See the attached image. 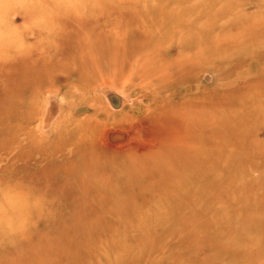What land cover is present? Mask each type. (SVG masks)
<instances>
[{
  "label": "rangeland",
  "instance_id": "rangeland-1",
  "mask_svg": "<svg viewBox=\"0 0 264 264\" xmlns=\"http://www.w3.org/2000/svg\"><path fill=\"white\" fill-rule=\"evenodd\" d=\"M263 24L264 0H0V264H264Z\"/></svg>",
  "mask_w": 264,
  "mask_h": 264
},
{
  "label": "bare ground",
  "instance_id": "bare-ground-1",
  "mask_svg": "<svg viewBox=\"0 0 264 264\" xmlns=\"http://www.w3.org/2000/svg\"><path fill=\"white\" fill-rule=\"evenodd\" d=\"M185 3V2H184ZM260 24V23H259ZM264 25V24H263ZM258 27H260V26H258ZM204 29V28H203ZM191 30V29H190ZM254 30V29H253ZM261 30V29H260ZM198 32H199V30H198ZM261 32V31H260ZM195 34H198V33H196V32H194ZM207 33V32H206ZM246 33V32H245ZM201 34V33H200ZM256 34V33H255ZM216 44V43H215ZM217 46V45H216ZM105 54V53H104ZM121 54V52L118 50V47L115 45L114 46V48L112 49V51H111V53L109 52L107 55L110 57V62H111V66H112V69L111 70H113V68L115 67V66H117L118 65V63H117V56H119ZM106 55V54H105ZM121 56V55H120ZM83 63H82V65L80 66L81 68H84V67H86L84 64H85V62L84 61H82ZM195 62V61H194ZM154 63V62H153ZM178 63V62H177ZM182 64V63H181ZM184 64V63H183ZM154 65V64H153ZM147 66V65H146ZM165 67L166 66H163V69H165ZM178 67H180V66H178ZM146 69H148L147 67L144 69V76H146V74H148V72H147V70ZM178 69V68H177ZM181 71H182V69H181ZM163 72V71H162ZM165 75V74H164ZM143 76V77H144ZM258 110V109H257ZM262 112V111H261ZM263 113V112H262ZM260 116H264V114H260ZM251 127V126H250ZM244 129V128H243ZM254 130V129H253ZM251 137V136H250ZM230 138V137H229ZM228 138V139H229ZM204 139V138H203ZM231 139V138H230ZM239 141V140H238ZM230 142H232L231 140H230ZM226 143H227V141H226ZM234 143V142H233ZM242 143V142H241ZM202 145V144H201ZM242 146V145H241ZM224 152H225V150H224ZM227 152V151H226ZM218 158V157H217ZM208 160V159H207ZM202 160H197L196 162H193L192 163V165H194L195 167H198L197 165H198V162H201ZM209 162V161H208ZM204 163H205V161H204ZM202 165V164H201ZM204 166V165H203ZM208 166V165H207ZM192 167V166H191ZM206 167V166H205ZM209 168V167H208ZM195 169V168H194ZM198 170V169H197ZM196 170V171H197ZM202 170V169H201ZM200 170V171H201ZM179 171V170H178ZM179 172H182V171H179ZM179 172H176L175 174L173 173L171 176H174V177H176L177 179H178V181H181L182 183H180V185H178V186H176V187H174V188H172L171 189V193H170V195H168L167 197H165L166 198V200L164 201L165 202V204H167V203H169V202H172L173 200H175V194H179L180 192H181V190H183V188L185 187V186H187L189 183H190V178H188L187 177V175H186V173L184 172H182L181 173V175L180 174H178ZM203 172H206V171H204L203 170ZM197 174V173H196ZM165 175V174H164ZM199 175H201V174H199ZM118 176H120V177H122V176H124V174H122V175H118ZM167 176V175H166ZM169 177V176H168ZM210 177V176H209ZM212 177V176H211ZM210 177V178H211ZM215 178V177H214ZM195 179H196V177H195ZM194 179V180H195ZM124 180H126V176H125V179ZM197 182V181H196ZM124 183V182H123ZM125 184V183H124ZM210 187V186H209ZM205 189V188H204ZM203 189V190H204ZM210 189V188H209ZM206 190V189H205ZM204 190V191H205ZM192 191V190H191ZM178 192V193H177ZM206 192V191H205ZM208 192V191H207ZM199 193V192H198ZM195 194V193H194ZM172 195V196H171ZM183 195V194H182ZM186 198H187V196H185ZM186 198H184V196L183 197H179V198H176V200L177 201H180V202H183L182 200H184V199H186ZM160 200H161V198H160ZM164 200V199H163ZM126 201V199H118L117 200V202L120 204V203H122V204H120L119 206H115L114 207V210H121V211H127V210H130V208H129V206H128V204L125 202ZM159 201V200H158ZM185 201V200H184ZM157 202V201H156ZM155 202V203H156ZM164 204V203H163ZM163 204H161V205H163ZM154 205H156V204H154ZM160 206V205H159ZM151 208H152V210H153V205H151L150 206ZM157 207H158V204H157ZM160 208H161V206H160ZM171 208H173V207H171ZM148 209V208H147ZM189 209V210H188ZM191 208H189V207H186V206H179L178 205V207L176 208V210L179 212H189V211H192V210H190ZM222 209V208H221ZM162 210V209H161ZM169 210H170V208H169ZM148 211H149V209H148ZM171 211V210H170ZM174 211H175V209H174ZM223 211V210H222ZM146 212V211H145ZM151 212V211H150ZM155 212V211H154ZM156 213V212H155ZM160 213V212H159ZM162 213V212H161ZM171 212H169L168 214H170ZM151 214V213H150ZM167 214V215H168ZM187 214V213H186ZM157 215V214H156ZM159 215V214H158ZM154 216V215H153ZM175 216V215H174ZM155 219V218H154ZM189 223H190V221H189ZM187 226V225H186ZM256 226V225H255ZM247 230V229H246ZM173 233V232H172ZM227 236H229V235H227ZM258 236V235H257ZM230 237H231V235H230ZM227 238V237H226ZM225 238V239H226ZM227 240V239H226ZM229 240H230V238H229ZM228 240V241H229ZM255 241V240H254ZM216 261V260H215Z\"/></svg>",
  "mask_w": 264,
  "mask_h": 264
}]
</instances>
